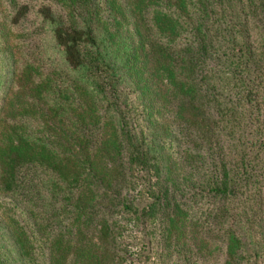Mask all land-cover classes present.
<instances>
[{
    "label": "trees",
    "instance_id": "obj_1",
    "mask_svg": "<svg viewBox=\"0 0 264 264\" xmlns=\"http://www.w3.org/2000/svg\"><path fill=\"white\" fill-rule=\"evenodd\" d=\"M11 3L0 21V264H162L149 252L172 243L264 264V0H136L152 25L132 39L66 24L43 4L56 62L10 30L31 11ZM127 223L140 227V258Z\"/></svg>",
    "mask_w": 264,
    "mask_h": 264
},
{
    "label": "rangeland",
    "instance_id": "obj_2",
    "mask_svg": "<svg viewBox=\"0 0 264 264\" xmlns=\"http://www.w3.org/2000/svg\"><path fill=\"white\" fill-rule=\"evenodd\" d=\"M21 2H28L30 4L31 11L22 25L12 27L10 30L17 35L24 36L27 34V39L35 44L45 45L48 48L49 55L53 57V61L59 59V54L49 41L46 30L43 26L38 25V19L36 17V9L43 4L49 5L51 10L55 13L58 19L66 24H72L77 26H92L95 32L101 31L115 33V37H127V31L134 33L135 27L140 26L144 28L146 23L151 21L152 8L148 9V6H144L143 3L136 4V0H19ZM115 5V11L112 10L111 2ZM145 2L148 0H144ZM11 2L15 0H0V21L5 19L6 14L11 11L13 6ZM123 11H116V9ZM138 8V9H137ZM137 9V10H136ZM116 17L118 20H115ZM99 19V20H98ZM21 24V23H20ZM7 25V23H6ZM38 25V26H37ZM8 26V25H7ZM37 28V29H34ZM119 30V31H118ZM12 38V36H10ZM1 39V36H0ZM8 68L6 65L5 80L8 78ZM2 94L0 92V104L2 103ZM6 129V128H5ZM6 129L3 134V139L8 140ZM8 133V132H7ZM175 147V146H173ZM35 183L39 182L37 178L34 180ZM1 197V195H0ZM0 223V234L3 232ZM127 240L130 242L129 254L134 257H142L140 249L138 247L143 243V237L140 236V227L135 226L134 223H127ZM144 247L149 249L147 246ZM1 247V245H0ZM156 255H160L162 264H220L219 260L208 259L203 260L201 257L192 255L190 252L183 251V248L176 246L173 243L163 247L156 251L152 250L149 252L150 259H154ZM124 264V263H123ZM127 264V262L125 263ZM131 264V263H129Z\"/></svg>",
    "mask_w": 264,
    "mask_h": 264
}]
</instances>
